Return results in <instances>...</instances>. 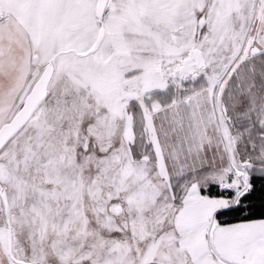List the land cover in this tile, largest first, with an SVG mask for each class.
<instances>
[{"label": "snow or ice", "instance_id": "1", "mask_svg": "<svg viewBox=\"0 0 264 264\" xmlns=\"http://www.w3.org/2000/svg\"><path fill=\"white\" fill-rule=\"evenodd\" d=\"M0 264H264V0H0Z\"/></svg>", "mask_w": 264, "mask_h": 264}]
</instances>
